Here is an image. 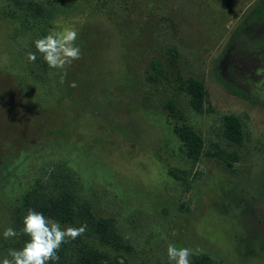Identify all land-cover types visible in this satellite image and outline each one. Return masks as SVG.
<instances>
[{"label":"rangeland","instance_id":"374dc122","mask_svg":"<svg viewBox=\"0 0 264 264\" xmlns=\"http://www.w3.org/2000/svg\"><path fill=\"white\" fill-rule=\"evenodd\" d=\"M258 2L0 0V158L21 160L0 177V261L30 240L22 195L59 194L65 172L87 229L107 224L110 245L89 244L119 264H170L169 243L209 264H264V17L246 24ZM64 28L81 58L49 68L34 41ZM188 79L204 91L199 111ZM227 115L241 121L240 144L222 135ZM179 122L202 141L195 164ZM8 227L21 234L5 239Z\"/></svg>","mask_w":264,"mask_h":264},{"label":"trees","instance_id":"16d2710c","mask_svg":"<svg viewBox=\"0 0 264 264\" xmlns=\"http://www.w3.org/2000/svg\"><path fill=\"white\" fill-rule=\"evenodd\" d=\"M263 17L264 0H259L252 15L246 21V24L260 22ZM239 33L240 27H237L230 37V42H232ZM152 69L156 70L154 65H152ZM181 89L188 95L190 107L195 111H199L204 97L201 84L195 80L188 79L182 83ZM233 92L240 94L239 91ZM167 108L170 113H173L171 105H168ZM172 115H175V113ZM221 123L223 137L227 141L240 144L243 137V130L239 117L234 115L223 116ZM172 130L181 144L179 149L183 152L184 158L189 161L190 164H195L202 152V141L200 137L194 134L183 122L174 125ZM206 155L210 158H220L224 155V152L220 151L217 154L206 153ZM13 160L11 155L7 156L6 154L0 158L1 179L9 177L8 175L13 172L16 163L19 165L21 162L20 160L12 164ZM231 160L232 161L225 160L227 166H230L236 158L232 157ZM57 169H60L59 165H57ZM49 175L50 174H48V177ZM58 184L57 187H60L61 192L59 194L52 192L50 197H46V200L39 196L38 192L33 195H31V192L23 194L21 202L15 209L17 217L21 218L24 214H27L28 209H33L43 213L44 216L49 219L58 221L63 228L68 226L80 227L81 225H88L92 218L91 216L89 217L88 210L85 209L84 204H81L77 196L72 194L73 181L70 174L62 172V179ZM92 224L95 225L94 230H88L86 228L85 232L76 239H66V242L61 245L57 253L59 260L49 261L48 264H119L117 259L111 257L110 253L101 249H96L89 244L88 238L95 237L101 241V244L105 242L110 245V239L106 236L108 231H105V229H107V224L101 222ZM190 260L191 264H209L208 258L204 255H191Z\"/></svg>","mask_w":264,"mask_h":264},{"label":"clouds","instance_id":"9594fccd","mask_svg":"<svg viewBox=\"0 0 264 264\" xmlns=\"http://www.w3.org/2000/svg\"><path fill=\"white\" fill-rule=\"evenodd\" d=\"M78 32L72 28L61 31H50L46 36L34 41L36 50L42 55L49 68L65 69L73 61L81 58V51L76 46ZM27 59L36 60V54L29 52ZM63 78L61 83H63ZM71 87H76L73 82ZM87 225L80 227L68 226L62 228L56 220L49 219L43 213L28 209L23 218L21 233L30 237L22 249H9L8 255L0 264H48L49 261H58V251L66 239H76L82 235ZM14 228L8 227L3 232V237L9 239L19 234ZM192 250L186 247H176L169 243L167 256L170 264H191ZM10 257V258H8Z\"/></svg>","mask_w":264,"mask_h":264}]
</instances>
